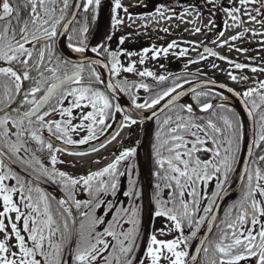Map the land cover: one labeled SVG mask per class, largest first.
Listing matches in <instances>:
<instances>
[{"label": "snow or ice", "instance_id": "6c2138e0", "mask_svg": "<svg viewBox=\"0 0 264 264\" xmlns=\"http://www.w3.org/2000/svg\"><path fill=\"white\" fill-rule=\"evenodd\" d=\"M101 4L102 0H3L0 3V106H2L0 113H3L0 115V203H2L0 234L3 236L0 239V264H101V262L102 264H145L144 259L134 254L137 247L135 239L140 224L138 207L133 204L129 209H117L116 215L112 216L111 221H107L108 226L103 227V231H99L98 226L102 227L106 221L95 213V210L101 208L104 203L108 204L109 209L113 207L112 202L103 201L100 197L109 193L116 196L119 178L125 175V172L119 170L118 165L134 156L136 149H125L100 171L91 172L78 179L55 167L57 163H65L62 160L58 161L56 155L64 152L65 149L56 146L54 141H62L63 145L86 144L89 140L96 139L94 126H101L100 130L103 131L110 127L106 120L114 118L116 113L123 111L119 104L113 105L111 102L116 89L125 93H130L132 87L142 88L146 92L150 90L147 83L124 80L115 84L108 82L105 86L106 91H101L95 85L103 84L104 81L101 74L92 67L93 64L100 66V60L88 61L86 67L83 61L74 63L55 55L56 38L64 35H67V46L72 51L82 53L87 50L86 40L89 31L87 20L89 15L93 22L97 20ZM239 4L241 6L239 8L235 6L223 8L234 22L233 27L237 26L235 23L237 21L240 24L244 23L241 17L236 15L241 12V8L244 9L243 15L247 16L249 21L264 26V19L257 20V16H264V0H239ZM250 4H258L259 7H253L249 11L247 6ZM81 9L85 23L79 28L73 27L75 18L80 14L78 10ZM121 9L129 21L135 19L123 6L122 0H112L111 26L114 30L124 25V20L118 11ZM166 10L158 6L154 13L147 15L150 17L158 15L163 18ZM252 12L256 15H252ZM186 14L191 15V12L182 13L180 18L182 19ZM225 23L227 26V22ZM127 27L131 28V23ZM163 31L167 32L168 29ZM196 31L199 32L200 29ZM253 34L256 35L255 32ZM223 35L224 32L219 33V36ZM242 36L243 33L230 39L235 41ZM74 39L77 43H73ZM105 39L111 41L113 36L106 34ZM126 39L127 37L121 36L119 44L123 45ZM224 43L227 41L222 42L220 46L222 47ZM175 46L176 42L173 41L166 48H145L140 54L139 63L141 65L144 63L145 55L149 51L152 52V59H156L161 52L167 54L168 50ZM91 50L98 55L107 54L108 63L111 65L110 76L114 77L123 71L134 73L141 78L152 77L158 83L168 79L163 75L156 76L148 70L137 71L135 63L122 67L120 54L107 47L94 46ZM186 51L187 49L182 50L180 55H185ZM204 52L209 56L217 55L207 47L204 48ZM127 55L132 56L134 53L128 52ZM201 59L204 57L201 56ZM220 59L226 58L221 56ZM103 67L108 68V64H104ZM235 67L242 69L245 65L237 63ZM85 71L88 73L87 79L84 76ZM251 71L256 72L258 69L252 68ZM229 75L233 81L236 80L231 73ZM179 87L182 85L177 83L174 87L157 93L150 102L146 99L144 103H137L136 97L131 96L132 106L137 109L155 108L165 97H169L165 105L168 107L184 95L183 92L176 96L170 95ZM260 87L264 89V82L260 83ZM228 91L233 90L228 89ZM256 92V89H249L243 95L250 97ZM201 95L204 94L196 92L193 96V100L198 104ZM66 101L68 106L64 107ZM260 101L264 104V95H260ZM17 102L18 106L12 107ZM212 107V104L205 103L201 106V111H208ZM217 107L223 108L224 105L220 104ZM258 107L260 105L253 102V107L248 112L249 116ZM89 108L90 111H82L81 122L74 124L73 110ZM184 110L189 114L187 117L177 113L174 119L172 116H166L162 122H158L163 131L156 132L155 143L152 144L155 166L153 176L157 181L152 196L155 202L154 215L167 218L173 223L174 229L181 231L183 219H188L189 226L192 224V213L186 195L192 197L193 202L198 205L200 201L195 187L197 182H206L211 175L221 172L226 180L228 174L234 171L241 140L240 126L227 116L218 117L224 126L220 127L212 119L206 124L197 123L191 117L193 112L191 105L181 106V111ZM56 116L61 119H56ZM152 116H157V113L154 111ZM150 118L142 117V119ZM136 123L137 121L124 111L120 127H130ZM257 123L258 131L248 146L249 159L245 161V171L242 174V177H247L242 195L225 210V219L221 221L224 227L213 224L217 219L214 215L207 221L208 228L211 230L216 227L219 233L218 238L212 242L214 258L211 264H242V262L264 264V169L260 167L261 163H264V155H260L257 160L251 159L253 146L264 151V148H261L264 145V114L260 115ZM81 130H86L88 134L79 140H74L72 133ZM45 131L47 137L44 135ZM200 133H203V137ZM206 139L211 140L215 145L211 160H202L197 155L201 150L208 151L207 148L202 147ZM33 142L37 147L30 146ZM45 150L50 155L51 169L35 155L36 152ZM21 152L25 155L32 153L31 159L22 158L19 155ZM6 158L10 163L19 162L29 167L34 161L38 168L33 170L38 171L39 175L48 181L60 184L61 191L65 193L64 198L57 199L45 193L38 183L34 184L33 180L20 176L5 163ZM252 164L256 167L253 168ZM132 170L133 166L129 164L126 168L129 188L123 193L125 197L141 195L135 189L136 181L132 179ZM7 181H15V183L9 184ZM81 183L92 199L81 201L75 198V190ZM161 185L170 189L167 200L161 198L163 191ZM190 188L191 191H188ZM217 188L222 192L223 183L218 182ZM217 195L218 193H213V196ZM16 196L19 197L18 200L15 199ZM53 202L56 205L55 210H53ZM213 206H215L214 202L203 211L211 213ZM82 207L87 210L81 211ZM73 208L79 213L78 226ZM120 212L127 216L124 222L131 224V228L123 229ZM11 214H15L14 220ZM56 217H59V220ZM196 223L198 228L204 223V217ZM159 231L161 235L164 234L163 229ZM195 236V231L191 236L181 235L172 240H158L156 235H151L144 255L149 264H162V261H167V264H187L186 258L190 254L186 250H181L180 245L183 244L184 248H187V241ZM106 237H111L114 243L110 244ZM13 239L15 243H12ZM73 242L74 247L71 246ZM200 243L203 245L204 240L202 239ZM109 248L111 251L105 254ZM200 250L197 247L196 251ZM208 250V248L203 249L205 253ZM190 259L196 261L197 256L192 255Z\"/></svg>", "mask_w": 264, "mask_h": 264}, {"label": "rangeland", "instance_id": "374dc122", "mask_svg": "<svg viewBox=\"0 0 264 264\" xmlns=\"http://www.w3.org/2000/svg\"><path fill=\"white\" fill-rule=\"evenodd\" d=\"M139 1L140 0H122L123 6L128 9V12L133 17H135L134 21L128 20V17L125 15L123 9L118 10L119 15L124 20V25L120 26L119 28L125 31L131 30L134 33H138L130 37L132 40L128 42V44L133 45L137 37L145 38L146 36V40H149V35H152L154 41H156L158 37H160V40L155 42V46H151V49L166 48L170 41H176V46L169 49L167 54L161 52L156 59L151 58L152 61H150L149 58H145L142 65L137 60L134 62L132 61V63L137 65V68H139L140 65L142 69L152 71L156 76H165L170 71L179 70V67L177 66L181 64L177 65V63L183 62L186 65L187 70L202 74L212 80L224 82L241 93H243L245 90L260 87V83L264 82V72L259 70L253 72L251 71L252 68H230L227 66V64H223L225 62H222L221 60H215L213 58L206 57H204V59L197 60L194 63L189 62L191 61L192 56L197 55L200 52L198 45L207 44L229 58H233L242 62H247L249 58H254V64L260 65L258 63V59L261 57L263 59L264 57V26H262L260 23L249 21L248 17L243 15L244 9L241 8V12L236 13V15L241 17L244 23L240 24L239 21H237L235 22L237 26L233 27L232 25L234 22L223 11V8L225 7H241L239 0H214V2L202 0L203 5H199L196 2L199 0H191L193 1L192 4H188L190 0H148L149 3L146 6L144 3L141 4ZM145 2H147V0H145ZM158 6H162L164 9H167L164 12L163 18L158 15L155 17L147 16V13H154L156 7ZM253 7H259V5L250 4L247 6L249 11H251ZM143 11L146 13L143 14ZM185 12H191V15H183V18L181 19V14ZM217 12H219L222 16V21L219 17L214 15ZM145 15L147 17L144 19L139 18ZM207 15L209 17H207ZM252 15H256V13L252 12ZM168 17L172 18L168 19ZM262 19H264V16H257L258 21ZM225 22H227V26ZM130 23L131 28L127 27V25ZM143 25H146V27ZM104 27L100 26V34ZM163 29H168V31L165 32ZM196 29H200V31L197 32ZM245 29H248V31H245ZM220 32H224L222 37L219 36ZM254 32L256 35L253 34ZM241 33H243V36L240 39L235 41L230 39L232 36H239ZM213 41H215V43H213ZM224 41H227V43H224L221 47L220 45ZM178 49H187V51L185 55L181 56ZM237 49L241 50L237 51ZM244 49H247V51H244ZM213 65L216 67H213ZM262 66L264 67V64H262ZM229 73L236 77L235 81L231 79ZM119 74L124 76L128 75V73L123 71H121ZM241 77H247V79H241ZM152 80L156 81L153 78ZM181 85L184 86L185 84ZM179 88H176V90ZM140 93H142V91H140ZM144 99L145 98L143 97L140 98L138 103H142ZM138 130L139 126L136 125V132L130 137L131 142L137 141ZM113 143L109 145L106 150L100 151L86 158L74 160V164H70V159H67L65 163L57 164L62 169L72 170L73 173L83 172L86 174L92 170H101L102 167L108 164L113 158V156L109 154V150L114 146ZM60 160L64 161V159ZM150 207H152L154 211L153 200L151 206L146 203V205L141 210H139L140 218L138 219L140 224L138 228V235L135 239L137 249L134 250V254L136 256L141 253L137 250H140L143 245V233L146 231L148 220L150 218ZM117 209H119V206L114 209L113 207L109 209L108 205H106L102 210L103 218L108 216V218H110L109 221H111L112 216L116 215ZM119 215L122 217L121 222L123 223L121 224L123 229L127 230L129 228V224L124 222L127 220V216L123 212H120ZM142 217H144L143 222ZM107 226L108 224L106 227ZM160 229H163V235H161L159 231ZM117 230L119 231V228ZM182 232L184 234V231H181V234ZM179 233L180 230L174 229L173 223L171 221L162 217H158L154 219V227H152V232L150 234L156 235L158 240H172L175 239V236L179 235ZM144 261L145 264H149L146 257Z\"/></svg>", "mask_w": 264, "mask_h": 264}, {"label": "trees", "instance_id": "16d2710c", "mask_svg": "<svg viewBox=\"0 0 264 264\" xmlns=\"http://www.w3.org/2000/svg\"><path fill=\"white\" fill-rule=\"evenodd\" d=\"M139 2H141V4L144 3L145 6L149 3L148 0H147V2H145V0H140ZM196 2L199 5H203V1L202 0H199V1H196ZM192 3H193V1H191V0L188 2V4H192ZM111 4H112V0H102L101 7H100V9L98 10V13H97V20L95 22H93L91 20V16L89 15L88 20H87V24H88L89 31L87 33V40H86V43L88 45V48H87L86 52H89V53L90 52H93L91 49L94 46L95 47H98V48L101 47L102 37L99 36L100 34H99V30L98 29L100 28V26H103L104 27V26L111 25V10L108 11V7L109 6L111 7ZM79 12H80V14L77 15V17L75 19V22L72 25L73 27H76V28H79L82 24L85 23L84 14H83L82 9ZM145 13L146 12L143 11V14H145ZM214 15L217 16V17H219L220 20L222 21V16L220 15L219 12L215 13ZM207 17H209V16L207 15ZM69 34H71V29H69ZM158 40H160V37H158L155 42H157ZM137 41H141V40L136 39L135 42H137ZM135 42H134L133 46H126V47H124V49H127V47H129V49H131L132 51H135L136 50V46H139V45H136ZM172 42L173 41H170L169 43H172ZM66 43L68 44V38H67V36H66ZM73 43H77V40L74 39L73 40ZM143 49H144V45H141L140 46V50H143ZM178 51L180 53L182 50L181 49H178ZM54 53L56 55V52L55 51H54ZM213 59L218 60L216 58H213ZM134 60H136L135 57L133 58L132 61H134ZM132 61L130 63H132ZM258 63L259 64H264V57H263V59H262V57L259 58L258 59ZM178 64H181V65H178ZM223 64H227V63H223ZM85 65L87 67V64H85ZM177 65H178L177 67H179V70H175V71L168 72V74L165 75L168 79L166 81L159 82V83L157 81H154L155 82V85H151V84L147 83L146 80L145 79H142V78L140 80H133V79H130L129 80V79H126L125 78L122 81L128 80L129 82L135 81L137 83H140V82L147 83L150 86V90L149 91L146 92L144 89L139 88L141 90H144V91H142V93L139 94L140 95L139 96L140 98H142V97L145 98L142 101V103H144L146 99L149 100V102H150L151 98H153L157 93H162L167 88L174 87L175 84H177V83L181 85V84H185L186 81L187 82H190L192 80H198V79H208V80H212V79H210L207 76H204L202 74L195 73L193 71L187 70V67H186V65L183 62L177 63ZM227 66L230 67V68H236L235 65H231V64H227ZM84 76H85V79H87V76H88L87 71H85ZM150 79L152 80V78H150ZM95 87L99 88L101 91H104L103 84L95 85ZM137 89L138 88H136V87H132L130 93H125V92H122V93L131 102L130 97L131 96H135L136 97ZM252 89H256L257 90V92L256 93H253L252 96H250V97H244V95H243L244 92L245 91H248V90H245L244 92L242 91L243 92L242 95H243L245 101L247 102L248 106L250 107V109H252V107H253V102H255L257 105H260V107L256 108L253 111V116H254V119H255V127H256V132H257L258 131V123L257 122L259 121L260 115L261 114H264V104H261V101H260V95H264V89H262L261 87L252 88ZM135 92H136V94H135ZM196 92H199V93H203L204 94V95H201L200 96L199 104L195 100H193V96L195 95ZM219 100H222V97L219 96L218 94L213 93V92H210V91L200 90V91H195V92L192 93V102H193V104H194V106L196 108H200L205 103L212 104L215 101H219ZM177 113H179V114H181V115H183L185 117H187L189 115L186 110L181 111V105H179V104L171 105L164 112H162L160 115L156 116L151 121V124H150L148 130L146 131L147 132L146 133V137H147V141L148 142H147V146H146L147 149H146L145 159H146V162H147V166L149 167V170L148 171H151L152 175H153V172L155 171V166H154V163H153L152 144L155 143V134H156V132L158 130L163 131V129H160L158 122H162L163 119L166 116H172L173 119H174ZM213 113H215L216 115H213ZM220 115L227 116L235 124H238L240 126L239 127V132H240L241 140H240L239 152L237 153L238 159H237V162L234 165V170H235V168H236V166L238 164L239 158H240L241 148H242L241 122H240V118H239L238 112L234 108H232V107L224 106L223 108H220V107H217V105H215L210 110H208L207 112H204V113H201V114H197V113H194V112L191 113V117L197 123L206 124V122L209 119H212L214 123H217L218 124V126L224 127L223 124L218 120V117ZM200 135L203 137V133H200ZM189 139H194V137H189ZM207 145H211L212 146V150H208V151L201 150V151H203L205 153L204 156L202 157V160H211V159H213V149H214L215 145H213V143H212L211 140H207L206 139V142H205V144L202 147L203 148H207L206 147ZM190 146L191 145H189V147ZM261 148H264V145H262ZM223 154H224L223 153V149H221V156H223ZM260 155H264V151H261V149L256 148L254 146L253 155H252L251 159L252 160H257ZM251 166L253 168L256 167L255 164H252ZM260 167L262 169H264V163H261ZM209 171L211 173V170H209ZM233 172L234 171H232V172H230L228 174V177H227L226 180H225V177L223 175V172H221L220 174L211 175V178L208 179L206 182H204V181L197 182V184H196L195 187H196V190H197V193H198V198H199V201H200L198 205L193 202V198L192 197H187V195H186V198H187V200L189 202L190 211L192 213V215H191L192 224H191V226H189L188 219H183L182 220V231H184L183 236H191V233L193 231H195L196 234H197V232L199 231V229H200V227L202 226L203 223H201L199 225V227L197 228V223L196 222L199 221L201 217H204V221H205L207 219V217L209 216V214H210V213H205L203 211V209L205 207H208L210 205V203H213L214 202V204H215L218 195L217 196H213V193L215 192V193H218L219 194V192L221 191L220 189L217 188V183L218 182H222L223 183V187H224L227 184V182L229 181V179L231 178ZM156 183H157V181H156L155 177L153 176V181H152V196L154 195V192H155V187L154 186H155ZM246 183H247V177L245 176L239 194L235 197V199H233L225 207V209H224L222 215L220 216L219 220L217 221L216 225H220V227H224V225L221 224V221L225 219V210L228 209V207L230 205L234 204L240 198V196L242 195V192L244 190V187L243 186ZM121 187H122V183L119 182V186H118V190H117L116 196H112L109 193L107 195H101L100 198L103 201H110V202H112L113 209L116 208V205L121 206L122 203H123V199L120 198V196H121V190H120ZM161 187L163 189V191L161 193V198L163 200H167L168 199V193H169L170 189L163 188V185H161ZM188 191H191V188L188 189ZM74 195H75V198L76 199H79L81 201H85V200L92 199V197H90L89 194H88V192L85 190V187H84V185L82 183L80 185H78V187L75 190ZM146 195H147V192H146ZM64 196H65V193L62 192L61 193V198H64ZM54 204H55V202H53V205ZM106 205H108V204L107 203H104V204H102V207L101 208L95 210V213H96L97 216L103 217L102 210H103V208ZM153 205H154V212H155V202L154 201H153ZM169 206H171V205H169ZM86 210L87 209H85L84 207L81 208V211H86ZM73 211H74V214L77 216V226H78L79 219H80L79 213L76 211L75 208H73ZM233 215H235V212H233ZM138 218H140L139 215H138ZM143 220H144V217H142V222H143ZM103 227H104V225L102 227L101 226H98V230L99 231H103ZM131 227H132V225L129 224V228H131ZM218 234H219L218 233V229L216 227H214L213 230L211 231L208 239L206 240L204 247L201 250V253H200L199 258H198V261H197V264H211V261L214 258L212 242H214L218 238ZM194 238L195 237H193V238H191V239H189L187 241V248H185L186 251L190 247V245L193 242ZM204 248H208L209 249L207 253H205L203 251ZM242 264H243V262H242Z\"/></svg>", "mask_w": 264, "mask_h": 264}, {"label": "flooded vegetation", "instance_id": "af4514ba", "mask_svg": "<svg viewBox=\"0 0 264 264\" xmlns=\"http://www.w3.org/2000/svg\"><path fill=\"white\" fill-rule=\"evenodd\" d=\"M110 10H111V7L109 6L108 7V11H110ZM119 27L114 30L111 25L105 26L102 29L101 34L99 33L100 34L99 36L102 37L101 46L107 47L111 51L118 52L120 54L119 55V59H120L122 67H127L128 64L133 60L134 57H135V59L137 61L140 60V54L143 52V50H140V46L141 45H144V49L145 48L151 49L152 45L155 46V41H154L152 35H149V40H146V36H145V38L137 37L136 39H139L141 41L135 42L136 45H139V46H136V50L135 51H132L131 49H129V47H127V49H124V47H126V46H133V45L128 44V42L130 40H132V38H130L131 36L136 35L138 33H134L131 30L125 31V30H123V29H121ZM129 33H131V35H129ZM106 34L107 35H112L113 39L111 41L106 40L105 39ZM145 35H147V34H145ZM121 36L127 37V39L125 40V43L123 45L119 44V38ZM199 46L200 45H198V47ZM199 49H200V47H199ZM54 51L56 52L57 56H60L58 54V52L56 51V49H54ZM128 52L134 53V55L128 56L127 55ZM92 53H93L94 56H97V57L100 56L104 60V62L106 64H108V69L110 68L111 65L108 63V58H107V54L106 53H101L100 55H98L95 52H92ZM145 58H149L150 61H152L151 60L152 52L149 51L145 55ZM85 64H87V63H85ZM92 67L96 69L95 66L92 65ZM136 69H137V71H143L144 70V69H142L140 67V65H139V68H137V65H136ZM128 75L124 76V75L118 74V75L113 77V76H110V73H109L110 80L112 81L113 84H115L116 81H122L125 78L129 79V80L130 79H133V80H140L141 79V77H139L138 75H136L134 73H128ZM150 78L151 77H143L142 79H145L146 82H148L151 85H155V82L152 81ZM104 91H106L105 87H104ZM140 91H143V90L138 88L137 89V94L135 92L137 103H138V100H140V97H139L140 96L139 95ZM119 93L132 106V103L127 99V97L122 92L119 91ZM106 94H109V93H106ZM69 99H71V98H69ZM111 102L113 103V105L118 104V102H117V100L115 98H112ZM53 103H54V101H53ZM17 106H18V102L16 104L12 105V107H17ZM63 106L64 107L68 106L67 101L65 102V104ZM0 107H2V106H0ZM133 108L136 109V110H141V109H137L135 107H133ZM90 110H91L90 108L87 109V110L74 109L73 110V117H72L73 123L74 124H79L81 122L80 121V117H81L82 111H90ZM2 114L3 113H0V115H2ZM123 114H124V112L122 111L120 113H116L114 118L107 119L106 123L108 125H110V127H107L103 131L100 130L101 126H99V125L94 126L95 129H96V139H91L86 144L65 145L67 147L73 148L72 151H74V152H65L64 151V152L56 153V155H57L58 161L60 159H64V161H67V159H70V164H74V160L86 158V157L91 156L93 154H96V153H98L100 151L106 150L107 147L114 142L113 143L114 146L109 150V154L113 156L112 160L108 163V164H110L125 149L135 148L136 151H137L135 156L129 157L126 161H122L121 164L118 165L119 170L121 172H125V175L121 176L119 178V182L122 183V187L120 189L122 197L120 196V198L123 199V203H122L121 206L116 205V207L119 206V209H129L134 204L135 206L138 207L139 210H141L146 205V203H148L150 206L152 205V181H153V175H152L151 171H148L149 167L147 166V162H146V159H145V156H146L145 155V149H147L146 146H147V142H148L147 141V137H146V133H147L146 131L148 130V128H149V126L151 124V121L153 119L149 123H146V122L140 123V122L137 121L136 124H132L130 127H120L121 123L123 122ZM56 119H61V117L56 116ZM118 120H120L118 129H117V133H119V134L118 135H117V133L115 134V139L112 138L102 148H99L97 150H93V147H94L93 144L96 143V142L101 141L102 138H104L112 130H114L115 125L118 122ZM124 123H126V122H124ZM136 125L139 126L138 139H137L136 142H131L130 137L135 134ZM143 127H144V134H143V137H142L141 144H139L140 143V137H141V129ZM87 134L88 133H87L86 130H81L79 132L72 133V136H73L74 140H79V139H81L83 136H85ZM44 135H45V137H47L46 131H45ZM57 142L63 144L62 141H57ZM30 146L33 147V148L37 147L34 144V142L31 143ZM76 150H78V151H76ZM72 153H82L83 155H73ZM19 155L22 158H24V159H31L32 153H29V154L25 155V153L21 152ZM35 155H36V157L38 159L41 160V162L46 167H48L49 169L52 168L50 155L47 152V150H45L44 152H39L38 151V152L35 153ZM203 156H204V154H203ZM5 163L9 164L10 167L12 168V170L17 172L20 176L24 177L25 179L33 180L34 184L38 183V186L45 193L50 194L51 196H54L57 199L61 198V193H62L61 185L58 184V183L54 184L51 181H48L45 177L40 176L38 171H34L33 169L38 168V165H36L34 161L32 162V166L31 167H29L27 165H21L19 162L10 163L7 160V158L5 159ZM108 164L104 165L102 167V169L104 167H106ZM129 164H131L133 166V170H132L131 175H132V179L136 181L135 189L141 193V195L139 197H135V196H133V197H125L124 194H123L129 188V183H128L129 176H128L127 172H126V168H127V166ZM55 167H56V169H58L60 171L66 172L69 176H71L74 179H78L81 176H87L89 173L94 172V170H92V171H89L86 174H84L83 172L82 173H79V172L78 173H73L72 170L60 168L58 166V164H56ZM85 170H87V169H85ZM99 171H100V169H99ZM7 183L14 184L15 181H7ZM146 192H147V195H146ZM18 198H19L18 196L15 197L16 200H18ZM55 207H56V205L54 204L53 205V210H55ZM0 210H2V203H0ZM144 210H143V215H144ZM72 211H73V209H72ZM73 213H74V211H73ZM11 215H12V218L14 220L15 214H11ZM56 218H57V220H59V217H56ZM104 219L106 221L105 224H104V227H106L107 221H109L110 218H108V216H107ZM121 223H123V222H121ZM61 227H62V223H61ZM153 227H154V224H153ZM9 231H10V228H9ZM22 234L26 235L25 233H22ZM182 234H183V232H182ZM182 234H181V231H180L179 235H176L177 237L175 236V239L180 237ZM150 236H151V234L148 235L147 228H146L145 233H143V238H144L143 239V245H142L141 249L139 248L140 250H137L138 252L139 251L141 252L138 255V257H140L141 259H145V255L144 254H145V251L147 249L148 240H149ZM2 238H3V236H2V234H0V239H2ZM106 239L109 241L110 244L114 243V241L112 240L111 237H106ZM166 240H169V239H166ZM12 243H15L14 239H13ZM73 247H74V244H73ZM136 249H137V247H136ZM180 249L181 250H185L183 244L180 245ZM110 251H111V248L107 249L105 254H107V252H110ZM65 255H66V258H67V250H66ZM101 264H102V262H101ZM163 264H167V261H163Z\"/></svg>", "mask_w": 264, "mask_h": 264}, {"label": "water", "instance_id": "95a60500", "mask_svg": "<svg viewBox=\"0 0 264 264\" xmlns=\"http://www.w3.org/2000/svg\"><path fill=\"white\" fill-rule=\"evenodd\" d=\"M80 11V10H78ZM76 19V18H75ZM67 35L64 36H58L56 38V43H55V49L58 52V54L60 55V57H62L64 60H69L72 62H81L83 61L84 63H88V61H93V60H100L101 61V65L97 66L95 64H93V66L95 67H99L103 74H104V85L106 86V84L108 82L112 81L110 80L109 77V69L103 67L104 64H106L100 57L91 55V54H84V58H80V59H76L74 57H70L68 56L65 51H64V44H66L65 39H66ZM210 48L212 49L214 52L217 53L216 56H209L208 53L204 52V48ZM201 51L202 53H200L197 56L193 57L194 61L200 60L201 56H203V54H205L208 57H216L219 58L225 57L226 59H221L225 62L231 61V64H243L245 65V67H248L249 64H245L242 63L240 61L234 60L232 58H228L224 55H222L218 50L208 46V45H202L201 46ZM252 61V60H250ZM244 67V68H245ZM220 85H224V87H220ZM208 86H213L216 87L228 94H230L235 100L236 102L241 106L242 108V113H239L240 118L242 120V117H245V134H243V146H242V152H241V156L240 159L238 161V164L233 172V175L230 178V181L228 182V184L223 188V191L219 193L218 198L216 200L215 206L210 214V216L208 217V219L205 221L204 225L202 226V228L200 229L199 233L197 234L190 250H189V254L190 256L188 258H186L187 264H196V261H192L190 259V257L192 255L197 256V259L199 257V254L201 252V250L199 252L196 251L197 247H199L200 249H202V247L204 246V243L208 237V235L210 234V232L212 231L213 228H211V230L208 228V224L207 221L211 220L212 216H216L217 219L215 221H213V224L215 225V223L217 222L218 218L220 217V215L222 214V212L224 211L226 205L232 201L239 193L241 186L243 184V180L245 178V176L242 177V174L245 171V161L249 159L248 156V146L251 144L252 140L255 138V124H254V118L253 115L249 116L248 112L250 110V108L248 107L247 103L245 102V100L243 99L242 95L232 86L224 83V82H219V81H213V80H206V79H202V80H196V81H192L186 85H184L183 87L177 89L175 92H173L172 94H170L171 96H176L177 94L183 92L184 95L180 96V98L176 101H174L172 104L168 105H174V104H179V100L184 97L185 95H188V97L191 100V94L194 92L192 91V89H194L195 91H199V90H207V91H211L209 89H206ZM106 89V88H105ZM228 89H232V92H229ZM213 92V91H212ZM216 93V92H215ZM111 95V93H109ZM221 95V94H220ZM114 98L117 100L118 104L121 106V108L123 109V112L126 111L128 112V114L135 119L136 121L140 122V123H149L154 117L152 116V113L155 111L157 113V116L159 114H161L164 110H166L168 107H165V105L167 104L169 97H166L164 100H162L160 102L159 105L155 106V108L153 109V111H151L149 114L145 115L143 113L144 110H136L134 109L124 98L122 95H120V93L117 91V89L115 90V96ZM221 102H225L223 101H217L214 102L212 105H218L221 104ZM224 105H228L231 107L235 106L231 103H226ZM243 114V116H242ZM142 117H151L150 119H142ZM156 117V116H155ZM120 120H118V122L115 125L114 130H112L108 135H106L104 138H102L101 141L96 142L93 144V150H97L99 148H102L106 143H108V141H110L113 136L117 133V129L119 126ZM144 134V127L141 129V137H140V143L142 141V137ZM56 146H62L65 149V152H74L72 151L73 148L67 147L65 145H63L62 143H59L57 141H54ZM207 147H210L209 145ZM254 147V146H253ZM78 151V150H76ZM197 155L199 157H201V155H203V152L200 151L199 153H197ZM149 227V225H148ZM149 230V229H148ZM204 240L203 245H201L200 241ZM73 247V244L71 245Z\"/></svg>", "mask_w": 264, "mask_h": 264}, {"label": "bare ground", "instance_id": "6f19581e", "mask_svg": "<svg viewBox=\"0 0 264 264\" xmlns=\"http://www.w3.org/2000/svg\"><path fill=\"white\" fill-rule=\"evenodd\" d=\"M3 0H0V3H2ZM68 44H64V51L65 53L70 56V57H74L76 59H80L84 56V52H75V51H72L71 49L68 48L67 46ZM97 72H99L101 74V77H102V80L104 79V74L102 72V70L98 67L96 68ZM206 89H209L213 92H216L217 94H221L225 100V103H231L233 104L237 109L238 111H240V113H242V108L241 106L236 102V100L228 93L216 88V87H213V86H208ZM179 104H181L182 106H187V105H191L193 107V111L194 112H203L201 111V108H196L194 107V105L192 104L190 98L188 97V95H185L184 97H182L180 100H179ZM154 108H146L143 113L145 115L149 114L151 111H153ZM243 116V114H242ZM242 127H243V132L245 134V117H242Z\"/></svg>", "mask_w": 264, "mask_h": 264}]
</instances>
